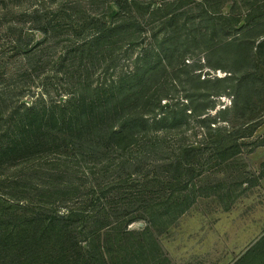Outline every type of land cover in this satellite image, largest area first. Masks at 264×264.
Listing matches in <instances>:
<instances>
[{"label": "trees", "instance_id": "1", "mask_svg": "<svg viewBox=\"0 0 264 264\" xmlns=\"http://www.w3.org/2000/svg\"><path fill=\"white\" fill-rule=\"evenodd\" d=\"M220 1L0 0L1 264H165L158 232L194 201L202 145L237 151L220 121L264 47V2L239 31ZM214 55L225 75L202 78ZM233 264H264V233Z\"/></svg>", "mask_w": 264, "mask_h": 264}, {"label": "rangeland", "instance_id": "2", "mask_svg": "<svg viewBox=\"0 0 264 264\" xmlns=\"http://www.w3.org/2000/svg\"><path fill=\"white\" fill-rule=\"evenodd\" d=\"M251 2L221 0L219 8L225 13L239 15V31H242ZM262 2L264 0H256V13ZM259 40H264V35ZM196 57L195 54L190 58ZM217 58L214 55L209 61L202 60L200 74L205 68L216 71L210 64H216ZM226 60L220 62L235 67ZM247 70L252 73V77L244 80L245 85L251 87L248 98L239 96L236 107L226 112L225 120L220 121L221 125L235 132L231 137L235 141L226 139L224 145L238 143V149L222 160L216 158L206 144L202 145L205 149L204 170L193 180L195 185L191 194H195L194 201L174 222L158 232L160 257H167V260L162 258L165 264H233L264 233V47L260 54L254 50V58L249 64L241 65L239 61V77ZM215 104L217 108L224 107L222 105L230 107L233 98L227 94L218 95ZM212 113H215L214 109ZM190 125L193 126H189L185 134L194 144L199 143L203 129L192 119ZM230 193L239 195L231 199ZM144 225L145 222L139 221L128 226L138 229Z\"/></svg>", "mask_w": 264, "mask_h": 264}, {"label": "built area", "instance_id": "3", "mask_svg": "<svg viewBox=\"0 0 264 264\" xmlns=\"http://www.w3.org/2000/svg\"><path fill=\"white\" fill-rule=\"evenodd\" d=\"M205 72L202 73L201 77H205V76H210V77H214V76H223L225 75L226 72H222L220 69H216V71H211L210 69L205 68L204 69ZM207 71H210V73ZM225 106V105H222Z\"/></svg>", "mask_w": 264, "mask_h": 264}]
</instances>
